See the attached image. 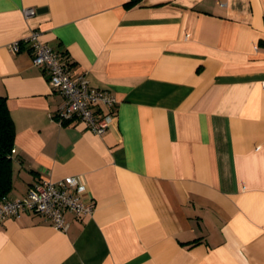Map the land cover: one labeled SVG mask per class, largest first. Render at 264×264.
Wrapping results in <instances>:
<instances>
[{
    "label": "crops",
    "instance_id": "1",
    "mask_svg": "<svg viewBox=\"0 0 264 264\" xmlns=\"http://www.w3.org/2000/svg\"><path fill=\"white\" fill-rule=\"evenodd\" d=\"M33 33L115 97L103 135L53 120L63 97L10 49ZM0 96L8 198L75 177L94 205L66 232L4 219L0 264H264V0H0Z\"/></svg>",
    "mask_w": 264,
    "mask_h": 264
},
{
    "label": "built area",
    "instance_id": "2",
    "mask_svg": "<svg viewBox=\"0 0 264 264\" xmlns=\"http://www.w3.org/2000/svg\"><path fill=\"white\" fill-rule=\"evenodd\" d=\"M23 14L29 18L34 11L25 8ZM22 43L29 44L33 64L44 71L51 90L64 99L63 106L53 120L63 125L76 119L94 134L103 135L116 118L115 97L107 90L91 86L83 76L74 77L59 54L38 40L37 33L13 42L11 51L18 52ZM85 192V185L75 177H65L56 182L42 179L31 185L23 197L6 198L0 202V222L31 212L43 216L55 229L66 232L67 213L78 219L93 213L94 205L84 199Z\"/></svg>",
    "mask_w": 264,
    "mask_h": 264
},
{
    "label": "trees",
    "instance_id": "3",
    "mask_svg": "<svg viewBox=\"0 0 264 264\" xmlns=\"http://www.w3.org/2000/svg\"><path fill=\"white\" fill-rule=\"evenodd\" d=\"M15 145V126L6 97L0 96V202L8 198L13 188L12 155Z\"/></svg>",
    "mask_w": 264,
    "mask_h": 264
}]
</instances>
